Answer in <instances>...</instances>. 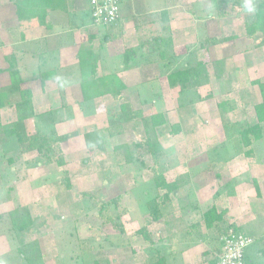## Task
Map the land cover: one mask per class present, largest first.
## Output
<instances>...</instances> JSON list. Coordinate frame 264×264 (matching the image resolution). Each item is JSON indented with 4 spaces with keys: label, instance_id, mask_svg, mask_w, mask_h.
Listing matches in <instances>:
<instances>
[{
    "label": "rangeland",
    "instance_id": "obj_1",
    "mask_svg": "<svg viewBox=\"0 0 264 264\" xmlns=\"http://www.w3.org/2000/svg\"><path fill=\"white\" fill-rule=\"evenodd\" d=\"M157 1L162 24L151 26L156 41L149 51L137 49L146 41H140L145 38L143 30L126 27L122 39L124 31L118 24L96 26L84 12L76 42L72 36L76 30L61 34L73 46L72 54L61 56L69 61L63 66L52 54L41 58L15 47L9 35L20 31L17 22H0V45L11 44L7 55V48L0 50V69L7 67L5 56L14 54L26 80L20 89L31 95L34 117L25 121L27 134L44 133L40 116L49 109L57 115L53 127L62 138L49 154L18 146L15 139L0 140V264H149L160 257L164 264H214L224 230L221 224L204 223V214L221 213L226 229L233 225L241 231L243 219L254 222L257 212L264 214V135L245 153L237 133L238 127L256 122L254 106L261 95L253 81L264 84V37L260 33L248 37L245 30L252 13L226 7L220 14L210 8L209 0ZM14 9L11 0H0V13L13 16ZM30 29L25 25L21 37H30ZM115 33L123 42L138 44L134 49L123 46V54L112 60L109 48L122 46ZM77 48H91L97 77L114 73L117 63L131 67L129 73L118 71L127 88L121 100L108 95L83 99ZM131 50L130 59H125ZM199 64L203 71L195 78L197 86L185 90L169 86V74ZM48 72L51 80L41 82L40 74L44 77ZM8 83V74L1 73L0 87ZM19 95L12 99L18 102ZM52 98L56 104H49ZM123 103L140 116L123 120L118 110ZM16 113L12 105L0 109V124L12 125ZM154 114L165 119L156 133L164 154L158 165L141 144L146 136L143 119ZM84 130L102 133V149L86 147ZM156 173L177 186L163 200L164 214L158 221L151 214L154 205H162L165 191L155 188ZM253 177L263 184V194L252 190L258 187ZM241 197L247 199L248 209H238ZM23 209L32 224L16 232L9 213ZM141 229L150 240L138 233ZM252 238L244 262L262 264L260 244Z\"/></svg>",
    "mask_w": 264,
    "mask_h": 264
},
{
    "label": "trees",
    "instance_id": "obj_2",
    "mask_svg": "<svg viewBox=\"0 0 264 264\" xmlns=\"http://www.w3.org/2000/svg\"><path fill=\"white\" fill-rule=\"evenodd\" d=\"M11 1L15 7V15L18 24L17 26L20 28V31L16 36L13 37L11 35V41L16 45L15 47H21L31 55L41 57L44 55H49L50 52L53 53L64 46L71 45L66 44L64 36L62 35L52 38L40 37L30 41L25 40V37H21V34L24 32L23 30L25 29V25L32 28L34 24H36L38 27H42L45 30H50V24L46 22L47 14L50 10L63 9L62 6H59L60 0ZM121 1L120 8L122 5ZM244 1L245 0H209V4L211 9L217 10L220 14L223 13V9L226 7L230 8L232 11L237 9L239 10L238 12L249 14L245 10ZM252 4L254 6L252 18L245 22L246 35L248 37H252L253 35L260 33L264 37V0H252ZM119 21L120 17L116 24H118ZM109 27L112 26H108V28ZM68 37L69 40H71L70 33H68ZM224 40L226 41L228 39L225 38ZM14 51L15 49L13 50V53H15ZM131 53L132 50L131 52H126L124 58L129 60ZM13 57L14 54L10 55V57L5 56L4 63L7 65V67L5 69H0V74L7 73L9 78L8 85L0 87V109L11 107L12 105L17 112L16 120L9 127L2 126L0 124V140H3L5 137L9 139H15L18 146H25L27 149L36 150L37 152H46L48 154L50 152L52 153L56 143L62 139H60V136H58L54 131L53 111L48 110L42 113L40 116L41 122L46 127L44 133H35L31 136L27 134L25 129V121L34 117V111L31 104L32 102L30 92L27 90L22 91L20 89V84L24 82V79L20 76V71L17 67V64L14 62ZM76 57L78 61V67L80 68L81 72V79L83 80L81 81V91L84 100H93L105 95H108L117 101L121 100L122 92L125 89V84L116 74H105L99 77L96 76V60L91 52V48L86 51H79ZM159 59H163L162 54H160ZM201 65L202 64H199L198 66L169 74L167 77L169 86H179L181 90L194 87L195 85L197 86L198 82L195 81V78L202 75L203 68ZM50 78L49 72L44 77L40 74L41 82H44L48 79L51 80ZM189 83H191L190 86H188ZM253 83L259 88L261 95V102L254 106L256 122L252 125L240 126L237 129L240 144L242 147L247 148L245 153L250 151V147L253 142L262 139L264 135V84L260 83L258 80L253 81ZM17 93L20 94V100H18V102L12 99V96L16 95ZM221 105L222 103L218 105V108L221 107ZM119 110L123 120H125L128 116L131 118L140 116L139 113L134 114L133 111L129 109V105L126 103L120 104ZM164 124L165 119L160 114L151 115L147 120L143 119V126L146 136L143 140V143L141 144L145 146L146 152L153 159L154 164L157 165L161 159L164 158V154L163 148L157 140L156 133L157 129ZM103 140V135L100 132L93 131L84 134V141L87 148L102 149ZM60 164H62L61 160ZM153 183L156 189L165 191V194L162 198V205H154L151 214L152 219L154 221H158L164 214L163 210L166 204H163V200H168L169 194L172 193V191H174L177 186L175 182H173V184L166 183L163 176L157 173L154 174ZM9 217L12 229H14L16 232L24 231L32 224L31 218L29 217L26 209L13 210L9 213ZM203 221L204 223L215 224V226L216 224H221L222 230H226L224 216L221 213L216 214L213 210H209L204 214ZM215 226L214 229L217 228ZM224 227L225 229H223ZM229 227L235 228L233 225H229ZM138 233L142 234L146 240H150L145 229L139 230ZM203 237L205 238L206 236ZM149 264H164V259L162 257L156 258L155 262Z\"/></svg>",
    "mask_w": 264,
    "mask_h": 264
},
{
    "label": "crops",
    "instance_id": "obj_3",
    "mask_svg": "<svg viewBox=\"0 0 264 264\" xmlns=\"http://www.w3.org/2000/svg\"><path fill=\"white\" fill-rule=\"evenodd\" d=\"M139 1H141V4L137 5V6H135L133 4V2H137V0H122L121 1L122 5H121V8H120V21H119L118 25L117 24L116 25L118 26L119 30H121V29L125 30L126 27L128 28V27L131 26V27L136 28V30H138V31H141V30L144 31L142 33L145 34L144 35L145 38L144 37L143 38L140 37L141 38L140 41L142 39H145L146 40V41H144L145 44L141 43L139 45V47L137 48L138 52L140 53L146 48H148V51H149L150 50L149 48L154 46L153 43L156 40L154 38L155 36L152 37L153 35L150 33L151 26H153V27H155L154 25H159L160 26V24H162V23H161L160 16L158 15L159 8H160L159 7L160 6V2H158L157 0H139ZM142 2H143V4H142ZM59 6H62L63 9H55V10L48 11L46 22H48L50 24V30H45L44 28L38 27L36 24H34L32 29L29 30V32H32V35L30 37H26L25 40H27L29 38L30 39L27 40V41L35 40V39H38L40 37H51L52 38V37H55V36H61V34L66 32V31H68V32L71 31V33H72L73 30H76L74 32V34L72 33L73 39L76 42V39H77L76 37L78 36V31L77 30H81L80 29L81 25L84 24L82 14L85 12V14L89 16V0H60ZM2 7L5 10V6L3 4H2ZM4 10L0 13V19L2 20V21H0L1 23H3V24L9 23L8 25H10V24L14 23V21L17 22L16 15H15V9L13 10V16L10 15L11 18H10V16L5 14ZM152 16L155 17L154 18L155 20L154 19L151 20ZM134 17H139V18H138V20H134ZM134 22H135L136 26H134ZM70 26H75V27H74V29L67 30V28L70 27ZM14 27H15V25H14ZM14 27H13V30H12L13 33L15 32V28ZM145 32H147V33H145ZM159 32H160V29L158 30L157 33H159ZM115 35H116L115 40H117V41L119 39L121 40L119 34L115 33ZM122 35H123L122 39L126 38V36H127L125 31L123 32ZM9 36H11V34ZM93 37L94 36H92V38ZM136 40H138V42H139V39L136 38ZM123 41L124 40H121L122 46H120L121 44H119V48L116 47V50H114L113 47L109 48V52L108 53H112V54H108V57H110L112 60L113 59H115V60L118 59V57H120L123 54L122 53L123 46L125 47L126 45H131L128 48L129 49H134V48H136V46L138 44V43L137 44L136 43L131 44L130 42H123ZM157 41L160 43L162 41V39L158 38ZM173 42H175L174 39H173ZM11 44H13V43H11ZM11 44L9 42H7V44H5L6 46L5 45L3 46V47H5L4 50H6V48L8 49V52L7 51L4 52V55H7L11 51ZM3 47H2V45H0V50L3 49ZM179 48H182V47H179ZM72 49H73V46L72 45H68V46L62 47L61 49H59V50H57V51H55L53 53L50 52V54H52L51 57H54V58L57 57V59L59 58L60 66L68 65L69 61L67 60V62H65L61 58V56H68V55L72 54L73 53ZM174 50L175 51L178 50L176 44L174 45ZM79 51H80V49L77 48L76 52H74V55L76 56L77 52H79ZM69 52H70V54H69ZM2 60H3V58H2ZM118 64L119 63L116 64L117 65V69H114L113 72L121 79V76L118 74V71H120L122 73H129L130 72L129 69L131 67L124 68V67H126L125 63L123 64V66L120 65V64L118 65ZM60 66H58L57 68H60ZM21 70L22 69H20L19 71H21ZM139 72H142V71L140 70ZM147 72H149V71H147ZM114 73H107V74H114ZM126 89L127 88L125 87L123 92ZM123 92H122V94H124ZM73 94H74V92H73ZM52 99H54V100H52ZM52 99H50V101H48L49 104L50 103H55L56 104V102H55L56 99L55 98H52ZM58 99L60 100V96L58 97ZM96 99H98V98H96ZM96 99H94V100H96ZM48 110L46 109L44 112H46ZM118 110H119V107H118ZM53 113H54L53 116L55 118V116H57V115H55V111ZM56 122H58V121L55 118V123ZM59 126H60V124L57 123L56 127H57L58 131H59ZM87 131L88 130H84L82 133L85 134ZM257 170L258 169L255 168L254 172H256ZM263 178H264V176H263ZM253 179L257 182L258 187H257V189L255 188V190L254 189H252V190L254 191V193H256V191L258 190L257 192H260L261 194H263V192H262L263 184H260V183L258 184L259 180L257 181V179L255 177H253L252 180ZM244 181H245L244 178L240 179V182L242 184L245 183ZM247 191H249L251 193V190L248 189L245 192L247 194V196L248 195L250 196V193L247 192ZM250 197H252V195ZM238 199H239V201H238V209H242L243 208L245 210L247 208V206H246L247 199L245 198L246 199L245 200L242 197L238 198ZM261 200L263 202L264 198L262 197ZM252 204L255 205V203H252ZM257 205H260V204H256V207H257ZM231 219L232 218H230V220ZM243 220H244V222H242V224H241L242 225V231L240 229H238V228L237 229L240 230L241 232H243L244 234L255 238V240L257 242L255 245H259L260 244L257 247L258 248V254L261 257L264 258V214L262 212L261 213L257 212V220L254 221V222L246 221L247 218H245ZM247 224H250V225H247ZM262 264H264V262Z\"/></svg>",
    "mask_w": 264,
    "mask_h": 264
},
{
    "label": "built area",
    "instance_id": "obj_4",
    "mask_svg": "<svg viewBox=\"0 0 264 264\" xmlns=\"http://www.w3.org/2000/svg\"><path fill=\"white\" fill-rule=\"evenodd\" d=\"M121 0H89V16L96 26H113L120 17ZM254 239L229 227L219 236L220 253L214 264H245V249Z\"/></svg>",
    "mask_w": 264,
    "mask_h": 264
},
{
    "label": "clouds",
    "instance_id": "obj_5",
    "mask_svg": "<svg viewBox=\"0 0 264 264\" xmlns=\"http://www.w3.org/2000/svg\"><path fill=\"white\" fill-rule=\"evenodd\" d=\"M244 7L248 13H252L254 11V6L252 4V0H245Z\"/></svg>",
    "mask_w": 264,
    "mask_h": 264
}]
</instances>
